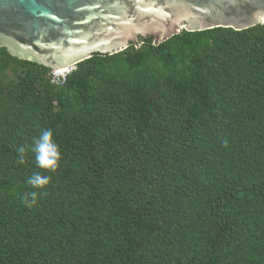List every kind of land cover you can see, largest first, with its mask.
<instances>
[{
	"label": "trees",
	"instance_id": "trees-1",
	"mask_svg": "<svg viewBox=\"0 0 264 264\" xmlns=\"http://www.w3.org/2000/svg\"><path fill=\"white\" fill-rule=\"evenodd\" d=\"M51 71L0 47V264H264V23ZM34 172L51 179L29 206Z\"/></svg>",
	"mask_w": 264,
	"mask_h": 264
},
{
	"label": "water",
	"instance_id": "water-1",
	"mask_svg": "<svg viewBox=\"0 0 264 264\" xmlns=\"http://www.w3.org/2000/svg\"><path fill=\"white\" fill-rule=\"evenodd\" d=\"M264 23V0H0V47L52 70L143 37Z\"/></svg>",
	"mask_w": 264,
	"mask_h": 264
},
{
	"label": "clouds",
	"instance_id": "clouds-1",
	"mask_svg": "<svg viewBox=\"0 0 264 264\" xmlns=\"http://www.w3.org/2000/svg\"><path fill=\"white\" fill-rule=\"evenodd\" d=\"M25 147L17 149L18 163H25ZM31 151L34 153L35 163L38 168L55 171L61 160V151L59 144L54 139V133L50 129H43L38 137H33ZM51 177L43 175L40 172H34L28 179L27 183L37 191L27 193L24 203L31 206L32 203L40 196L46 195L45 187L49 184Z\"/></svg>",
	"mask_w": 264,
	"mask_h": 264
},
{
	"label": "built area",
	"instance_id": "built-area-1",
	"mask_svg": "<svg viewBox=\"0 0 264 264\" xmlns=\"http://www.w3.org/2000/svg\"><path fill=\"white\" fill-rule=\"evenodd\" d=\"M75 69V65L66 67L64 69H54L51 71L52 73V82L61 84L64 83L66 80L67 75Z\"/></svg>",
	"mask_w": 264,
	"mask_h": 264
},
{
	"label": "bare ground",
	"instance_id": "bare-ground-1",
	"mask_svg": "<svg viewBox=\"0 0 264 264\" xmlns=\"http://www.w3.org/2000/svg\"><path fill=\"white\" fill-rule=\"evenodd\" d=\"M66 68V67H65ZM61 69H64V68H61Z\"/></svg>",
	"mask_w": 264,
	"mask_h": 264
}]
</instances>
